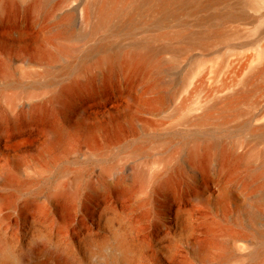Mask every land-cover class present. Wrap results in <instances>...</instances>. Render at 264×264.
<instances>
[{
	"label": "rangeland",
	"instance_id": "obj_1",
	"mask_svg": "<svg viewBox=\"0 0 264 264\" xmlns=\"http://www.w3.org/2000/svg\"><path fill=\"white\" fill-rule=\"evenodd\" d=\"M237 1L123 37L91 33L104 0H0V264H264V6Z\"/></svg>",
	"mask_w": 264,
	"mask_h": 264
},
{
	"label": "bare ground",
	"instance_id": "obj_2",
	"mask_svg": "<svg viewBox=\"0 0 264 264\" xmlns=\"http://www.w3.org/2000/svg\"><path fill=\"white\" fill-rule=\"evenodd\" d=\"M224 1L229 2L231 0H131L128 4L118 3L111 8L110 0H104L103 4L96 10L95 15L97 19L92 25L91 33H95L102 28H107L111 34L128 37L147 27L170 28L179 22H189L190 17L193 15L206 11L213 6L221 5ZM236 3H240L241 9L238 10L239 8L232 7L228 12V15L231 17H239L242 13L243 16H246L245 13L249 9L257 11L264 6V0H238ZM229 5L233 6V3H229ZM216 12H208V15L198 16L196 19L201 23H206L226 18V15L220 10ZM81 35H86V32H83ZM190 36L191 34H187L182 38L189 39ZM178 37L179 33H172L171 31L158 36L160 41H163L162 38L173 41ZM134 48L128 52L123 69L130 71L133 76L139 77L148 72L153 58L161 53L163 49L167 48V46L165 44L157 46L155 44L144 43L137 44ZM105 50L110 51L106 62L108 63V71L112 72L118 67V57L121 51L118 48H113L112 42L109 39H105L102 43L94 46L84 54V57L87 58L94 52L97 53ZM72 68V66L68 65L64 71L70 72ZM156 69L160 70L159 67ZM257 130L264 132V123L258 126Z\"/></svg>",
	"mask_w": 264,
	"mask_h": 264
}]
</instances>
